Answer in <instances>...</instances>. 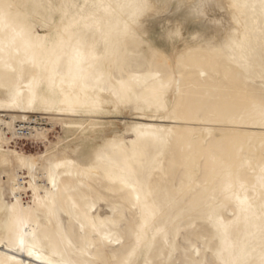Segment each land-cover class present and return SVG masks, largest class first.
I'll use <instances>...</instances> for the list:
<instances>
[{
	"label": "bare ground",
	"instance_id": "6f19581e",
	"mask_svg": "<svg viewBox=\"0 0 264 264\" xmlns=\"http://www.w3.org/2000/svg\"><path fill=\"white\" fill-rule=\"evenodd\" d=\"M47 1L54 7L51 0ZM56 1L65 23L56 25L53 34H38L22 29V25L15 26L16 12L11 9L0 23V71L3 72L0 104L21 107L19 111L0 110L18 112L0 113V125L5 121L10 124L4 134L5 145L0 144V241H3L0 264H176V261L177 264H264V226L259 233L248 227L251 215H258L257 209L264 217V196L260 198L257 190L258 186L264 187V162L253 171L250 166H244L245 172L252 176V185L246 180H239L236 185L232 180L223 184L216 194L226 201L215 215L210 211L198 214L187 203L194 184H199L195 176L204 170L195 154L198 147L183 162L185 179L178 184L173 182L177 178L172 164L174 152L193 143L208 144L212 132L208 127L198 128L202 134V140L198 141L194 131L163 128L148 121L149 118H142L145 121L135 122L130 128L131 137L127 140L116 134L89 148L87 153L74 156L59 149V145L56 150L46 149L35 156L6 147L14 136L47 138L48 129L41 127L36 117L24 115L25 104L29 103L25 86L34 77L41 78L43 83L31 105L37 102L64 108L101 109L106 104L122 107L143 90L154 89L148 84L153 78L152 58L140 69L133 64L134 52L140 49L130 37L133 29L156 17H165L166 26L182 29L196 25V36L223 35L228 43L234 39L240 42L245 39L244 3L241 0H88L87 12L82 13L73 0ZM215 6L224 10L235 26L234 35L221 19L210 18L205 22L207 10ZM196 19L200 21L191 22ZM206 25L211 30H206ZM204 61L203 55L193 59L195 64ZM53 64H58L59 71L53 77L54 87L50 88L49 69ZM258 64L264 66L263 61ZM103 70L108 73L115 70L121 79L127 73L140 77L142 72L143 81L138 84L127 81L122 86L120 80L116 88L106 79L97 87L92 82L94 73L101 74ZM199 71L205 73L202 68ZM88 75L91 81L87 80ZM163 76L168 86L166 73ZM258 81L264 84V78ZM158 84L164 85L161 79ZM161 85L151 90L152 100L143 106L144 110L166 109L171 113L177 109V104L167 97V87ZM125 87H130L131 92L126 93ZM171 90L180 94L179 83ZM41 95L47 98V103L40 101ZM44 118L53 122L70 121L64 117ZM23 129L27 133L19 132ZM98 156L103 159H97ZM50 171L55 174V188ZM28 192L31 200L24 199ZM221 221L224 228H218ZM198 223L201 225L197 226ZM23 224H27L26 242L35 245L40 260L29 256L27 248L22 251L18 246ZM192 224L193 228L184 230ZM190 237L195 240L193 243ZM179 243L189 250L181 258L177 257Z\"/></svg>",
	"mask_w": 264,
	"mask_h": 264
},
{
	"label": "rangeland",
	"instance_id": "374dc122",
	"mask_svg": "<svg viewBox=\"0 0 264 264\" xmlns=\"http://www.w3.org/2000/svg\"><path fill=\"white\" fill-rule=\"evenodd\" d=\"M40 1L41 3L31 0H7L13 5L11 10L16 12L15 26L22 25V29L38 34H53L56 25L63 26L65 19L61 18L56 0H51L54 7H51L47 0ZM241 1L246 8L243 41L237 42V39H234L228 43L223 35L213 37L207 33L196 36V25L180 29L177 26H166L168 22L165 17H156L155 20L133 29L130 36L135 39L134 44L140 47L134 52L133 64L138 65L140 69L146 65L148 59L152 58L154 61L153 78L148 81L154 89L143 90L140 96H135L118 108L111 104H106L101 109H93L87 106L64 108L37 102L33 105L26 103L27 112L24 115L36 117V121L41 122V127L48 129L47 138L19 139L14 136L6 147L35 156L46 149L56 150V145H59V149L74 156L87 153L89 148L99 146L106 138L116 134L127 140L131 137L130 128L135 122L145 121L142 118H149L148 121L163 128L194 131L198 141L202 140L198 128L208 127L212 131L208 144L193 143L191 146H181L174 152L172 164L177 178L173 182L178 184L185 179L183 162L190 156L193 148L198 147L195 154L204 170L195 176L199 184H194L187 203L193 206L198 214L206 211L217 214L226 201L223 196L216 194L223 184L232 180L236 185L239 180H246L247 184L252 185V176L245 172L244 166H250L253 171L259 163L264 162V117L261 116V109L264 108V84L258 83L260 78H264V66L258 64V61L264 62V6L262 0ZM72 2L76 4L78 11L87 12L88 0ZM210 18L221 19L225 26H228L231 35L235 34L236 28L224 10L212 7V10H207L205 22ZM195 21L200 20L191 22ZM208 25L206 30H211ZM101 27L105 30L103 24ZM200 55H203L205 61L195 64L193 59L199 58ZM199 68L204 69L205 73L201 74ZM112 72L103 70L101 74L94 73L95 80L92 82L98 87L108 79L118 88L117 82L120 80L133 84L143 81L142 72L139 73L140 77L127 73L124 79H121L115 70ZM0 73L2 75L3 72ZM164 73L167 75L168 86L165 84ZM143 74L148 75L150 72ZM158 79H161L164 85L158 84ZM87 80H92L89 75ZM178 83L180 94L171 90L172 86ZM158 85L167 87V97L177 104L174 112L168 113L169 110L166 109L157 112L143 109V106L152 100L151 90H157ZM20 109V104H0V110ZM3 112L18 114L0 111ZM44 116L70 118V121L57 119L53 122ZM0 127V144L5 145L4 134L10 127L9 121L2 122ZM241 166L243 168H240ZM258 187L262 198L264 187ZM30 194L31 192H28L24 199L31 200ZM257 213L258 215H251V225L248 227L259 233L264 226V217L258 209ZM199 225L201 224L198 223L197 226ZM193 227L194 224L184 230L189 231ZM207 231L205 229V232ZM194 241L191 238L190 242ZM179 251L177 257L181 258L186 256L189 250L179 243ZM175 263L177 264V261Z\"/></svg>",
	"mask_w": 264,
	"mask_h": 264
},
{
	"label": "snow or ice",
	"instance_id": "6c2138e0",
	"mask_svg": "<svg viewBox=\"0 0 264 264\" xmlns=\"http://www.w3.org/2000/svg\"><path fill=\"white\" fill-rule=\"evenodd\" d=\"M262 6H264V0H262ZM13 7V5L11 3H3L0 4V23L4 22V20L6 19L9 10ZM106 54V53H105ZM51 75L48 78V83H49V87L52 88L54 87V79L53 77L58 73L59 71V66L58 64H53V66L49 69ZM43 81L41 78H36L34 77L32 79V81H30L25 87H27L28 91H29V100L28 102L31 104L33 103L36 99H37V92L40 89L41 85H42ZM122 84V86H124V82L121 81L120 82ZM125 92H131V88L130 87H125ZM40 101L42 103H47V98L43 95H41L39 97ZM261 116L264 117V108L261 109ZM97 159H103L102 156H98ZM50 176V181L53 185V188L56 187V179H55V174L52 173L50 171L49 173ZM139 198V197H138ZM225 226L223 225V222L221 221L218 225V228H224ZM26 228H27V224H23L21 227V234L18 238V246L20 247V249L23 251L25 250V248H27L28 251V255L29 256H35L37 260H40L41 257L39 254H37L34 251L35 245H30L26 242L25 236L27 235L26 233ZM3 242V241H0Z\"/></svg>",
	"mask_w": 264,
	"mask_h": 264
},
{
	"label": "clouds",
	"instance_id": "9594fccd",
	"mask_svg": "<svg viewBox=\"0 0 264 264\" xmlns=\"http://www.w3.org/2000/svg\"><path fill=\"white\" fill-rule=\"evenodd\" d=\"M8 3L7 0H0V4Z\"/></svg>",
	"mask_w": 264,
	"mask_h": 264
},
{
	"label": "built area",
	"instance_id": "2783aa9c",
	"mask_svg": "<svg viewBox=\"0 0 264 264\" xmlns=\"http://www.w3.org/2000/svg\"><path fill=\"white\" fill-rule=\"evenodd\" d=\"M19 132L27 133L26 129H23L22 131ZM22 138H24V136Z\"/></svg>",
	"mask_w": 264,
	"mask_h": 264
}]
</instances>
